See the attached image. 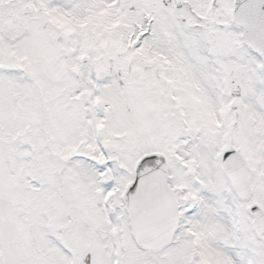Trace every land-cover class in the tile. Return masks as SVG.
I'll use <instances>...</instances> for the list:
<instances>
[{
  "label": "snow or ice",
  "instance_id": "obj_1",
  "mask_svg": "<svg viewBox=\"0 0 264 264\" xmlns=\"http://www.w3.org/2000/svg\"><path fill=\"white\" fill-rule=\"evenodd\" d=\"M0 264H264V0H0Z\"/></svg>",
  "mask_w": 264,
  "mask_h": 264
}]
</instances>
